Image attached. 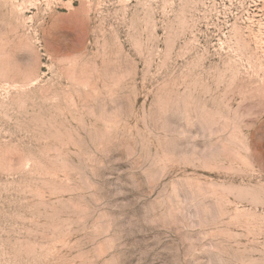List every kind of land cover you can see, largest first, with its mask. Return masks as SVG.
Returning a JSON list of instances; mask_svg holds the SVG:
<instances>
[{"label": "rangeland", "instance_id": "1", "mask_svg": "<svg viewBox=\"0 0 264 264\" xmlns=\"http://www.w3.org/2000/svg\"><path fill=\"white\" fill-rule=\"evenodd\" d=\"M0 264H264V0H0Z\"/></svg>", "mask_w": 264, "mask_h": 264}]
</instances>
